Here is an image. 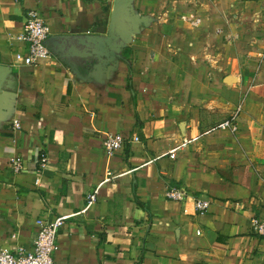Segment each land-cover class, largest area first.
<instances>
[{
    "label": "crops",
    "instance_id": "obj_1",
    "mask_svg": "<svg viewBox=\"0 0 264 264\" xmlns=\"http://www.w3.org/2000/svg\"><path fill=\"white\" fill-rule=\"evenodd\" d=\"M114 2L0 0V249H31L36 222L62 217L55 264H264V0H132L149 21L109 65L69 62L59 40L16 61L30 11L49 40L103 36ZM109 133L127 139L111 157Z\"/></svg>",
    "mask_w": 264,
    "mask_h": 264
},
{
    "label": "built area",
    "instance_id": "obj_2",
    "mask_svg": "<svg viewBox=\"0 0 264 264\" xmlns=\"http://www.w3.org/2000/svg\"><path fill=\"white\" fill-rule=\"evenodd\" d=\"M197 23V21H196ZM24 41L28 44L26 54H16V61L25 65H38L41 62L52 57L53 53L50 50L47 42L49 40V28L38 11H30L24 27ZM263 56V53L260 54ZM242 107L226 119L220 126L223 131L236 133L238 130L237 121L242 112ZM15 129H20L19 121L14 122ZM134 141H139L138 137ZM127 142V139L120 134L109 133L103 140V149L107 156H113L118 150L122 149ZM175 154H172V158ZM13 172L20 174L24 170V163L21 157H16L10 162ZM48 166V159L45 154L40 156V167L45 169ZM39 180H36V185ZM167 198L173 201L182 202L186 197V192L182 188H171L167 194ZM97 200V191L91 192L87 198L88 204H93ZM211 206V201L196 199L195 209L198 215L205 214ZM65 218L59 217L55 220L40 219L36 222L37 236L31 249L24 246H16L12 249H0V264H55L54 254L58 245V232L64 224ZM253 232L264 238V221L261 218L254 217L251 221ZM200 235V232H198ZM15 238V236H13Z\"/></svg>",
    "mask_w": 264,
    "mask_h": 264
},
{
    "label": "water",
    "instance_id": "obj_3",
    "mask_svg": "<svg viewBox=\"0 0 264 264\" xmlns=\"http://www.w3.org/2000/svg\"><path fill=\"white\" fill-rule=\"evenodd\" d=\"M131 2L132 0H115L106 35L55 36L47 44L59 40L61 46L55 54L69 62L72 58L85 62L94 59L99 67H105L128 46L134 32L149 21L133 12ZM7 71L6 66L0 65V75Z\"/></svg>",
    "mask_w": 264,
    "mask_h": 264
},
{
    "label": "rangeland",
    "instance_id": "obj_4",
    "mask_svg": "<svg viewBox=\"0 0 264 264\" xmlns=\"http://www.w3.org/2000/svg\"><path fill=\"white\" fill-rule=\"evenodd\" d=\"M258 64V63H257ZM254 67H257V65H254ZM258 68V67H257Z\"/></svg>",
    "mask_w": 264,
    "mask_h": 264
}]
</instances>
